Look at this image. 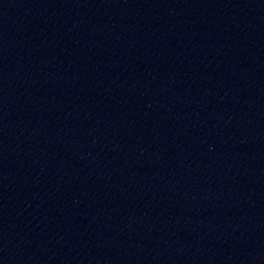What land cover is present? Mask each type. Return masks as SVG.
Wrapping results in <instances>:
<instances>
[{
    "label": "water",
    "instance_id": "95a60500",
    "mask_svg": "<svg viewBox=\"0 0 264 264\" xmlns=\"http://www.w3.org/2000/svg\"><path fill=\"white\" fill-rule=\"evenodd\" d=\"M0 264H264V0H0Z\"/></svg>",
    "mask_w": 264,
    "mask_h": 264
}]
</instances>
